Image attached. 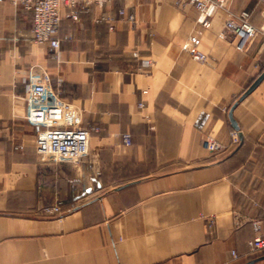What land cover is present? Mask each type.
Masks as SVG:
<instances>
[{
  "label": "crops",
  "instance_id": "obj_1",
  "mask_svg": "<svg viewBox=\"0 0 264 264\" xmlns=\"http://www.w3.org/2000/svg\"><path fill=\"white\" fill-rule=\"evenodd\" d=\"M120 8L136 14L135 28ZM242 10L264 23L260 0H228L209 26L189 0L91 4L77 20L64 8L54 48L34 40L31 10L0 2V264H243L264 255L248 244V220L264 222V78L240 98L264 72V40L239 51L231 34L220 36L229 11ZM102 12L114 29L95 21ZM192 35L205 61L183 48ZM41 70L91 132L75 162L37 153L42 125L27 118L25 95ZM208 134L225 150L208 151ZM53 206L59 212L48 214Z\"/></svg>",
  "mask_w": 264,
  "mask_h": 264
},
{
  "label": "built area",
  "instance_id": "obj_2",
  "mask_svg": "<svg viewBox=\"0 0 264 264\" xmlns=\"http://www.w3.org/2000/svg\"><path fill=\"white\" fill-rule=\"evenodd\" d=\"M4 1V0H0ZM15 4H21L33 12L32 34L37 42H47L54 48H59L61 41L58 37L59 26L62 20V10H71L73 19L79 18V11L86 9L91 4H96L101 9L115 0H10ZM182 1V0H180ZM228 0H189L199 11L198 20L205 26L210 25V18ZM264 2V0H260ZM120 16L126 20L130 28H135L137 16L126 8L119 9ZM251 11H229L221 37L231 34L235 40V46L239 51H246L252 42L258 37L264 40V23L260 26L251 22ZM95 21L109 23L110 29H114L115 18L102 12ZM200 39L196 35L189 37L183 44V48L189 51L193 58L205 61L207 55L198 49ZM145 65L149 61H144ZM25 99L29 104L27 118L32 122L42 125L36 135V150L40 158L49 161H72L88 154L91 132L78 125V107L71 101L63 99L58 91L51 87L48 72L41 70L34 73L28 80ZM124 140L131 143L130 133H124ZM204 146L211 153H219L226 146L214 136L208 134L204 137ZM231 143H240L237 132H233ZM59 206L46 207L48 214L59 212ZM213 221V220H210ZM248 222L252 226L253 235L249 240V248L255 253H264V222L260 218H250ZM238 257L235 250L232 251Z\"/></svg>",
  "mask_w": 264,
  "mask_h": 264
},
{
  "label": "water",
  "instance_id": "obj_3",
  "mask_svg": "<svg viewBox=\"0 0 264 264\" xmlns=\"http://www.w3.org/2000/svg\"><path fill=\"white\" fill-rule=\"evenodd\" d=\"M263 78H264V72L261 75H259V77H257L255 79V81L247 88V90L243 93V95L240 98H244L246 95L251 93L259 85V83L263 80ZM236 104L237 103H235L234 105H236ZM230 116H231V114H230ZM233 124L235 127H237V124L235 122ZM243 264H264V255H261L260 257L252 259V260H250L246 263H243Z\"/></svg>",
  "mask_w": 264,
  "mask_h": 264
},
{
  "label": "rangeland",
  "instance_id": "obj_4",
  "mask_svg": "<svg viewBox=\"0 0 264 264\" xmlns=\"http://www.w3.org/2000/svg\"><path fill=\"white\" fill-rule=\"evenodd\" d=\"M259 254H263V253H259Z\"/></svg>",
  "mask_w": 264,
  "mask_h": 264
}]
</instances>
